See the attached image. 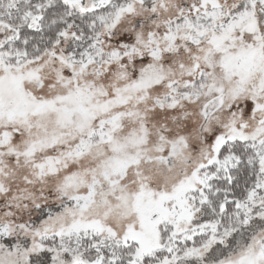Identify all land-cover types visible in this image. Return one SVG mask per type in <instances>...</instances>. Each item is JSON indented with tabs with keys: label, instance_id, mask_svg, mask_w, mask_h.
I'll use <instances>...</instances> for the list:
<instances>
[{
	"label": "snow or ice",
	"instance_id": "6c2138e0",
	"mask_svg": "<svg viewBox=\"0 0 264 264\" xmlns=\"http://www.w3.org/2000/svg\"><path fill=\"white\" fill-rule=\"evenodd\" d=\"M0 264H264V0H0Z\"/></svg>",
	"mask_w": 264,
	"mask_h": 264
}]
</instances>
